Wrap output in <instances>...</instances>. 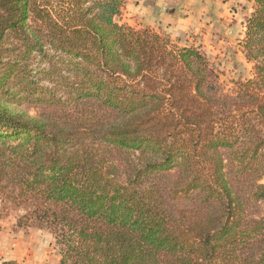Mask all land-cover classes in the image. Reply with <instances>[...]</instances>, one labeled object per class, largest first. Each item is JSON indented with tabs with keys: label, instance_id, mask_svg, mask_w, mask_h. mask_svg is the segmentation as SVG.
Wrapping results in <instances>:
<instances>
[{
	"label": "trees",
	"instance_id": "1",
	"mask_svg": "<svg viewBox=\"0 0 264 264\" xmlns=\"http://www.w3.org/2000/svg\"><path fill=\"white\" fill-rule=\"evenodd\" d=\"M124 5L0 0V220L49 230L59 264H264V0L229 92Z\"/></svg>",
	"mask_w": 264,
	"mask_h": 264
},
{
	"label": "rangeland",
	"instance_id": "2",
	"mask_svg": "<svg viewBox=\"0 0 264 264\" xmlns=\"http://www.w3.org/2000/svg\"><path fill=\"white\" fill-rule=\"evenodd\" d=\"M254 10L255 0H125L117 20L167 34L180 46L200 47L216 64L220 83L229 92L236 82L255 76L254 63L247 60L243 48L247 20ZM33 61L35 71L46 66L40 58ZM40 84L54 88L47 80ZM11 105L35 114L28 103ZM17 214L13 210L0 220V264H28L27 260L37 257L59 264L61 256L50 231L16 226Z\"/></svg>",
	"mask_w": 264,
	"mask_h": 264
},
{
	"label": "crops",
	"instance_id": "3",
	"mask_svg": "<svg viewBox=\"0 0 264 264\" xmlns=\"http://www.w3.org/2000/svg\"><path fill=\"white\" fill-rule=\"evenodd\" d=\"M28 264H50L49 261H47V258L37 257V258H30V260H27Z\"/></svg>",
	"mask_w": 264,
	"mask_h": 264
}]
</instances>
